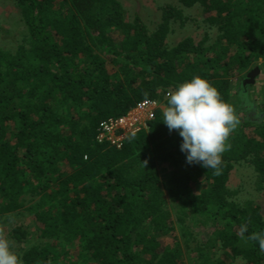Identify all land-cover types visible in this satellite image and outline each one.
I'll return each instance as SVG.
<instances>
[{
    "label": "trees",
    "instance_id": "obj_1",
    "mask_svg": "<svg viewBox=\"0 0 264 264\" xmlns=\"http://www.w3.org/2000/svg\"><path fill=\"white\" fill-rule=\"evenodd\" d=\"M16 1L27 37L14 53L0 49V216L30 201L39 236L53 240L28 248L23 264H183L185 250L196 264H264L251 239L264 232L262 207L240 204L229 186L235 164L246 162L264 187V102L244 83L264 62V0H179L200 5L219 33L209 46L187 37L173 47L172 23L187 19L175 5L150 30L140 16L126 18L121 0ZM194 76L228 103L237 81L241 123L219 174L186 162L161 107L120 147L97 140L103 119L145 99L167 108L166 94ZM162 170L171 172V202ZM199 224L205 238L193 230ZM177 229L183 241L167 243Z\"/></svg>",
    "mask_w": 264,
    "mask_h": 264
},
{
    "label": "rangeland",
    "instance_id": "obj_2",
    "mask_svg": "<svg viewBox=\"0 0 264 264\" xmlns=\"http://www.w3.org/2000/svg\"><path fill=\"white\" fill-rule=\"evenodd\" d=\"M126 10V18L133 20L134 17L140 16L142 20L147 24L150 30H154L156 26L161 22L162 8L165 5H175L183 9V13L187 18L183 23L182 21H176L172 23L170 32L167 36V47H173L178 44L179 41L192 37L195 42H199L207 37L206 45H212L216 43L218 36V27L210 25L206 20L207 14L204 13L203 8L200 5L193 7H185L179 0H121ZM27 30L22 20L21 13L17 7L16 0H0V49L5 52L14 53L18 46L24 43L27 37ZM262 67L261 72L258 73L256 79L251 82L253 85L250 87L252 92V98L256 103L261 104L264 102V62L263 59H259L251 70L256 67ZM247 80L248 79H244ZM237 81L233 80L232 87V99L230 104L234 107L237 104V96L235 90L237 89ZM248 83V82H247ZM167 96V94H166ZM168 97V96H167ZM160 106L166 109L164 100H159ZM166 171V168H163ZM161 172V179L163 190L166 194V198L169 199V188L172 185L170 181L171 172ZM256 174L251 165L246 162L236 163L232 170L229 186L235 190L234 198L242 205L248 203L259 204L262 207L264 214V187L258 190L255 185ZM29 199V197H27ZM30 201L26 202V206L12 213L4 214L0 216V235H3L11 242V246L15 252L21 257L23 253L35 244H42V242H53L41 238L39 236V226L34 220L33 216L28 212L27 206ZM15 228H21L27 234L21 241H18L12 236V232ZM193 230L205 238L207 235V229L202 224L195 225ZM167 243H175V241L182 242L181 231L175 230L168 236L164 237ZM183 245V243H182ZM197 259L195 255L189 256L187 251L183 254V264H196ZM23 264V260H22ZM233 264H245L241 259L233 262Z\"/></svg>",
    "mask_w": 264,
    "mask_h": 264
},
{
    "label": "clouds",
    "instance_id": "obj_3",
    "mask_svg": "<svg viewBox=\"0 0 264 264\" xmlns=\"http://www.w3.org/2000/svg\"><path fill=\"white\" fill-rule=\"evenodd\" d=\"M163 121L169 131H178L182 138L180 150L188 164H200L221 171L222 154L230 149L229 136L240 125L236 108L226 102L219 90L205 77L194 76L181 83L167 97ZM264 252V232L253 233ZM0 264H22V257L11 242L0 235Z\"/></svg>",
    "mask_w": 264,
    "mask_h": 264
},
{
    "label": "built area",
    "instance_id": "obj_4",
    "mask_svg": "<svg viewBox=\"0 0 264 264\" xmlns=\"http://www.w3.org/2000/svg\"><path fill=\"white\" fill-rule=\"evenodd\" d=\"M159 107H161L159 100L145 99L139 101L128 113L120 117L103 119L99 123L97 140L110 141L120 147L128 134L147 127L148 121L154 117Z\"/></svg>",
    "mask_w": 264,
    "mask_h": 264
},
{
    "label": "water",
    "instance_id": "obj_5",
    "mask_svg": "<svg viewBox=\"0 0 264 264\" xmlns=\"http://www.w3.org/2000/svg\"><path fill=\"white\" fill-rule=\"evenodd\" d=\"M260 71H261L260 68L259 67H256L253 71H251L250 73H248L247 78H249L250 76H252V77H254L253 80L255 81V78H256V76L258 75V73Z\"/></svg>",
    "mask_w": 264,
    "mask_h": 264
},
{
    "label": "flooded vegetation",
    "instance_id": "obj_6",
    "mask_svg": "<svg viewBox=\"0 0 264 264\" xmlns=\"http://www.w3.org/2000/svg\"><path fill=\"white\" fill-rule=\"evenodd\" d=\"M251 71H253V70H250L248 73H250ZM248 73H247V75H248ZM247 75H246L245 79H248V81H247V80H244V83H247V82H254V80H253L254 77L250 76L249 78H247ZM252 80H253V81H252Z\"/></svg>",
    "mask_w": 264,
    "mask_h": 264
}]
</instances>
